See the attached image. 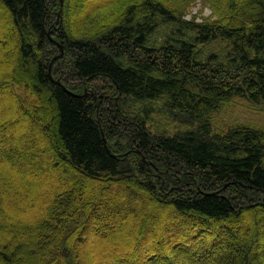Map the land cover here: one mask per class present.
I'll return each instance as SVG.
<instances>
[{"label": "trees", "instance_id": "obj_1", "mask_svg": "<svg viewBox=\"0 0 264 264\" xmlns=\"http://www.w3.org/2000/svg\"><path fill=\"white\" fill-rule=\"evenodd\" d=\"M196 2L212 14L188 17ZM0 9V264H264V130L220 133L210 120L234 97L264 101V0ZM55 20L71 64L60 81L82 96L55 82L42 56ZM217 39L226 56L204 57L198 45ZM99 78L117 99L163 97L190 127L153 133L146 114L76 90Z\"/></svg>", "mask_w": 264, "mask_h": 264}, {"label": "rangeland", "instance_id": "obj_2", "mask_svg": "<svg viewBox=\"0 0 264 264\" xmlns=\"http://www.w3.org/2000/svg\"><path fill=\"white\" fill-rule=\"evenodd\" d=\"M102 1L103 0H82L86 9H90L93 4L100 3ZM0 13L3 14L1 9ZM211 14L212 11L208 6L204 3L196 2L190 8V15L188 17L201 21L202 19L209 17ZM3 18L6 19L7 17L3 16ZM56 22L57 20L53 22L54 26L49 28V38L44 44L45 46L42 51V56L48 61L52 78L55 80H61L60 77L62 75H65L67 71V73L70 72L71 64L68 52L56 37ZM173 27V23H165L156 31L151 40L162 42L169 35L170 30H173ZM198 47L204 57H207L211 53H215L217 56L222 58L223 56L225 57L229 51L228 44L223 39L213 40L208 44L198 45ZM89 83L88 88L76 90L83 94L90 93L91 90L94 91L96 103L99 106L104 105L107 102L106 100H112L111 105L121 107L128 115L137 114L138 112L146 114L145 118L147 119L148 127L153 133L173 134L178 130L190 127V125L187 122L182 121L179 116H172L169 113L163 97L150 101H139L133 98L125 97L117 99L114 89L109 81L99 78L90 80ZM210 120L214 131L220 133H224L230 128L240 125L264 130V101L252 102L242 97H234L230 100L223 101L219 109L210 115ZM13 128L15 129L16 136L25 128V122H23V119H15L13 122ZM116 141L121 142L120 138H117ZM138 152L140 153V151ZM142 159L146 160L145 156H142ZM2 165L5 166V170L7 172L14 171L9 162L3 161ZM32 172H34V170ZM21 218L27 221L25 217L21 216ZM257 223L261 226L262 223L260 216L259 219H257ZM251 225L252 224L250 223L249 226ZM237 241L239 243L242 242L239 238ZM261 243H264V240H262ZM258 256L264 261V252H261ZM219 257H222V255Z\"/></svg>", "mask_w": 264, "mask_h": 264}, {"label": "water", "instance_id": "obj_3", "mask_svg": "<svg viewBox=\"0 0 264 264\" xmlns=\"http://www.w3.org/2000/svg\"><path fill=\"white\" fill-rule=\"evenodd\" d=\"M55 82H57L58 84H60L62 87H64L67 91L71 92L72 94L76 95V96H82L80 94H76V93H73L72 91H70L68 88H66V86L60 81V80H55L53 79Z\"/></svg>", "mask_w": 264, "mask_h": 264}]
</instances>
